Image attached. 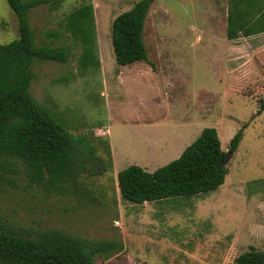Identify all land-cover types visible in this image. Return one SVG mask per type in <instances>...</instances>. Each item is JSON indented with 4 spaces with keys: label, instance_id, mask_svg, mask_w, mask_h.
I'll use <instances>...</instances> for the list:
<instances>
[{
    "label": "rangeland",
    "instance_id": "374dc122",
    "mask_svg": "<svg viewBox=\"0 0 264 264\" xmlns=\"http://www.w3.org/2000/svg\"><path fill=\"white\" fill-rule=\"evenodd\" d=\"M135 1L59 0L57 8L42 3L28 9L36 44L70 48L66 62L32 63L30 93L72 135L87 139L104 169L80 173L77 188L49 192L29 183L22 165L15 163L6 173L11 180L0 184V230L34 236L59 229L115 240L120 247L97 254V264H233L250 245L264 248V207L259 203L264 200V109L259 110L264 33L256 35L253 46L258 49L242 50L240 61L227 67L225 27L231 0H152L143 28L145 69L139 63L122 66L114 59L111 22ZM86 2L93 6L98 64L81 69L80 45L61 21ZM244 4L248 16L264 9V0ZM17 36L16 17L7 1L0 0V44ZM170 62L173 67L168 68ZM119 71L122 79L117 80ZM184 112L192 122L188 129L199 133L214 127L223 150L246 124L226 163L225 179L238 185L239 194L216 189L143 203L121 199L119 169L129 164L155 169L175 158V147L193 138L178 137L175 121ZM137 115L147 125L132 124ZM158 136L168 142L163 150L150 146Z\"/></svg>",
    "mask_w": 264,
    "mask_h": 264
},
{
    "label": "trees",
    "instance_id": "16d2710c",
    "mask_svg": "<svg viewBox=\"0 0 264 264\" xmlns=\"http://www.w3.org/2000/svg\"><path fill=\"white\" fill-rule=\"evenodd\" d=\"M17 22V38L0 44V184L11 180L6 173L19 163L31 184L46 191L65 192L77 188L79 174L94 175L103 170L104 162L86 138L72 135L53 119L48 110L35 100L29 86L35 60L66 62L68 45L36 44L29 24V8L47 3L57 8L59 0H6ZM152 0H137L118 13L111 22V46L119 65L146 58L143 28ZM243 0H231L227 12L226 36L249 35L264 31V9L248 16ZM61 25L80 45L79 66L97 65L95 54L94 13L91 2L71 10ZM48 36H56L48 32ZM264 109V98L259 110ZM243 126L230 138L226 150L221 148L214 127H203L174 159L147 170L138 164L119 169L116 183L121 199L143 203L175 195H195L215 190L225 179L222 159L233 152L242 137ZM103 163L102 166H96ZM113 239H89L59 229H45L34 236L13 230H0V264H97L99 253L117 249ZM120 247V246H119ZM233 264H264V248L249 246L237 254Z\"/></svg>",
    "mask_w": 264,
    "mask_h": 264
},
{
    "label": "crops",
    "instance_id": "0c3cea01",
    "mask_svg": "<svg viewBox=\"0 0 264 264\" xmlns=\"http://www.w3.org/2000/svg\"><path fill=\"white\" fill-rule=\"evenodd\" d=\"M225 32H226V27H225ZM260 33H264V31H260L257 33L249 34V35H243V34L239 33V35L235 38H232V39L226 38L227 41H226V49H225L224 58H225L227 67L231 66V61L233 64H236L240 61V60H238V57H239V54L241 53L242 50H244V51L250 50L253 52V51H255L254 49H258V48H255L253 45L256 44V40H257L256 35H258ZM238 38L243 39L242 43L234 44L236 42L235 40ZM233 40H234V42L232 43ZM262 52H260V53H262ZM155 53L158 55L157 57H160V58L163 55L159 51H157ZM263 54H264V52L262 54H260L259 57L261 58V55H263ZM147 57H148V54H147ZM136 63H139L141 65V68L145 69L144 67L146 66V62L144 60H137V61H134L133 63L127 64V65H135ZM122 66H124V65H122ZM167 67L168 68L173 67V62L168 63ZM116 77H117V80L122 79V72L119 71V73L117 74ZM184 113L185 114H182L180 116V118L177 121H175V123H177V127H178V137L180 139L184 140L185 138H187L188 136H190L192 134L193 138L190 139L189 141L188 140L185 141L184 144H182L181 146H179V147L177 146L174 148L175 157H177L181 153L183 148L186 145H188L199 134L196 132V129H194V130H191L190 128L188 129V127L190 126V124H192V122L190 121V117H188V115H186L187 112H184ZM145 120H147V119H145ZM145 120L141 116L137 115V116L132 118L131 122H132V124H137L141 121L142 125H147ZM144 128H146V127H144ZM200 131H201V129H200ZM158 138L159 139H157L156 141L153 138V140L150 141V143H151L150 146L157 147L158 150L165 149L168 142L165 144L164 138H161L160 136H158ZM110 148H111V144H110ZM111 153H112V148H111ZM112 155H113V153H112ZM142 167L145 168L144 166H142ZM150 170H153V169H150ZM238 188L239 187L237 184H234L232 182H227L226 179H224V182L219 187H217L216 189L217 190L220 189V191L222 193H229L230 195H235V194H239L235 191V189H238ZM259 203H260V205H262L264 207V200H261Z\"/></svg>",
    "mask_w": 264,
    "mask_h": 264
},
{
    "label": "water",
    "instance_id": "95a60500",
    "mask_svg": "<svg viewBox=\"0 0 264 264\" xmlns=\"http://www.w3.org/2000/svg\"><path fill=\"white\" fill-rule=\"evenodd\" d=\"M231 155H232L231 152H227V153L225 154V156L223 157V159H222V163H223V164H226L227 161L230 159Z\"/></svg>",
    "mask_w": 264,
    "mask_h": 264
}]
</instances>
